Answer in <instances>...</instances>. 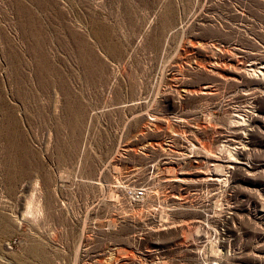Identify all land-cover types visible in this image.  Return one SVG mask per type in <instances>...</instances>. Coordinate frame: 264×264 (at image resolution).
Wrapping results in <instances>:
<instances>
[{
	"label": "rangeland",
	"instance_id": "1",
	"mask_svg": "<svg viewBox=\"0 0 264 264\" xmlns=\"http://www.w3.org/2000/svg\"><path fill=\"white\" fill-rule=\"evenodd\" d=\"M0 264H264V0H0Z\"/></svg>",
	"mask_w": 264,
	"mask_h": 264
},
{
	"label": "built area",
	"instance_id": "2",
	"mask_svg": "<svg viewBox=\"0 0 264 264\" xmlns=\"http://www.w3.org/2000/svg\"><path fill=\"white\" fill-rule=\"evenodd\" d=\"M144 195H145V189H143V188H136V189L134 190V197H135L136 199H140V198H142Z\"/></svg>",
	"mask_w": 264,
	"mask_h": 264
},
{
	"label": "bare ground",
	"instance_id": "3",
	"mask_svg": "<svg viewBox=\"0 0 264 264\" xmlns=\"http://www.w3.org/2000/svg\"><path fill=\"white\" fill-rule=\"evenodd\" d=\"M259 71V70H258ZM261 72V71H260ZM240 119V118H239ZM243 120V119H242ZM238 121V120H237ZM244 121V120H243ZM241 123V122H240Z\"/></svg>",
	"mask_w": 264,
	"mask_h": 264
}]
</instances>
